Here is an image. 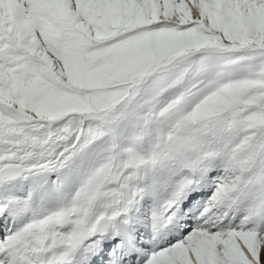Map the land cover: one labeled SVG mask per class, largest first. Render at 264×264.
<instances>
[{
  "label": "snow or ice",
  "instance_id": "obj_1",
  "mask_svg": "<svg viewBox=\"0 0 264 264\" xmlns=\"http://www.w3.org/2000/svg\"><path fill=\"white\" fill-rule=\"evenodd\" d=\"M0 264H264V0H0Z\"/></svg>",
  "mask_w": 264,
  "mask_h": 264
}]
</instances>
